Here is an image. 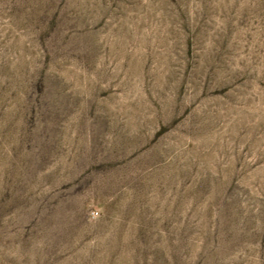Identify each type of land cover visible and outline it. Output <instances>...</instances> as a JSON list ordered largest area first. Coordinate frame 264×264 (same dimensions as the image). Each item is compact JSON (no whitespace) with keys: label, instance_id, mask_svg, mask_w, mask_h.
I'll use <instances>...</instances> for the list:
<instances>
[{"label":"rangeland","instance_id":"374dc122","mask_svg":"<svg viewBox=\"0 0 264 264\" xmlns=\"http://www.w3.org/2000/svg\"><path fill=\"white\" fill-rule=\"evenodd\" d=\"M0 264H264V0H0Z\"/></svg>","mask_w":264,"mask_h":264},{"label":"built area","instance_id":"2783aa9c","mask_svg":"<svg viewBox=\"0 0 264 264\" xmlns=\"http://www.w3.org/2000/svg\"><path fill=\"white\" fill-rule=\"evenodd\" d=\"M91 216H92L93 218H96L97 213L93 211V212L91 213Z\"/></svg>","mask_w":264,"mask_h":264}]
</instances>
